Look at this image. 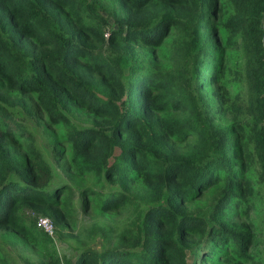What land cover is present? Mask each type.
I'll return each mask as SVG.
<instances>
[{
    "label": "trees",
    "instance_id": "1",
    "mask_svg": "<svg viewBox=\"0 0 264 264\" xmlns=\"http://www.w3.org/2000/svg\"><path fill=\"white\" fill-rule=\"evenodd\" d=\"M251 156L264 185V0H0V228L42 244L37 264H189L196 243L247 258ZM94 208L116 215L99 247L62 259L37 218Z\"/></svg>",
    "mask_w": 264,
    "mask_h": 264
},
{
    "label": "rangeland",
    "instance_id": "2",
    "mask_svg": "<svg viewBox=\"0 0 264 264\" xmlns=\"http://www.w3.org/2000/svg\"><path fill=\"white\" fill-rule=\"evenodd\" d=\"M222 10L218 17H216L217 21H220L226 13V10ZM218 38L221 39V45L223 47H219V49H223L225 52L223 59V80L227 82V84L224 85L226 92L230 97L236 96L241 100H244L247 96V92L245 86L237 75V71H242L243 69L241 52L237 48H224V34H220ZM161 49L164 51L166 48L162 47ZM162 65L163 67L166 66L164 63ZM215 68L216 66H208V70L211 69V71H215ZM218 92V88L214 86L206 90L209 103L212 106L216 105ZM235 117L234 114L221 108V112L218 114V122L222 125H229L235 120ZM248 151V149H245L244 153ZM253 157L244 158V162L250 165L247 173L251 175L252 179L249 188L245 191V197L250 199L249 215L234 220L237 226H244L254 234L255 241L253 240L248 244L247 252L249 256L243 258L239 257L237 254L231 255L229 253L227 258L213 257L207 259L203 256L206 252V247L202 244L199 245L196 243L193 246V249L187 252V260L189 264H264V185L258 181L257 170L251 168V164L255 163ZM212 195L213 191H210L205 200L197 201L196 207H204L205 203H207L208 197ZM115 216L116 215L112 213H101L97 208H94L86 213L81 212L78 215H75V217L69 218L65 221L64 226L58 225L48 216H39L36 224L41 218H47L52 225L51 233L45 231L43 228L42 230L50 235L52 245L55 247L61 258L72 260L76 253V248L80 245V239H86L87 243H93L96 241L94 245L99 247V239L101 237L97 233L91 232L92 226L98 224H111ZM3 254L7 257H4L5 255ZM0 255L2 256H0V264H21L24 258L29 259L32 264H37L44 256V247L40 243L30 242L10 229L1 227Z\"/></svg>",
    "mask_w": 264,
    "mask_h": 264
},
{
    "label": "built area",
    "instance_id": "3",
    "mask_svg": "<svg viewBox=\"0 0 264 264\" xmlns=\"http://www.w3.org/2000/svg\"><path fill=\"white\" fill-rule=\"evenodd\" d=\"M37 225L43 228L45 231H49L51 233V228L52 225L50 221L47 218H41L38 222Z\"/></svg>",
    "mask_w": 264,
    "mask_h": 264
}]
</instances>
